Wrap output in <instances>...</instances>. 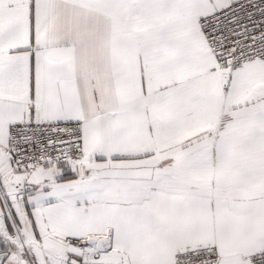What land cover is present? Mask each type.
Listing matches in <instances>:
<instances>
[{"label": "snow or ice", "instance_id": "1", "mask_svg": "<svg viewBox=\"0 0 264 264\" xmlns=\"http://www.w3.org/2000/svg\"><path fill=\"white\" fill-rule=\"evenodd\" d=\"M0 264H264V0H0Z\"/></svg>", "mask_w": 264, "mask_h": 264}]
</instances>
